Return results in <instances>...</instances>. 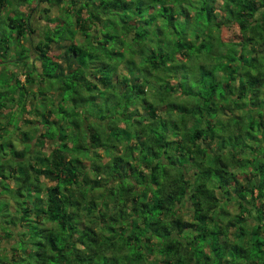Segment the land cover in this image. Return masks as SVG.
I'll list each match as a JSON object with an SVG mask.
<instances>
[{
  "label": "trees",
  "instance_id": "obj_1",
  "mask_svg": "<svg viewBox=\"0 0 264 264\" xmlns=\"http://www.w3.org/2000/svg\"><path fill=\"white\" fill-rule=\"evenodd\" d=\"M9 2L0 56L13 47L25 83L0 69V240L12 241L0 264H264V0H223L219 17L197 0H70L69 43L49 54L65 35L45 26L33 44L39 69L19 42L33 31L28 15L7 12ZM96 94L103 108L87 117ZM24 111L37 117L28 131L16 124Z\"/></svg>",
  "mask_w": 264,
  "mask_h": 264
},
{
  "label": "rangeland",
  "instance_id": "obj_2",
  "mask_svg": "<svg viewBox=\"0 0 264 264\" xmlns=\"http://www.w3.org/2000/svg\"><path fill=\"white\" fill-rule=\"evenodd\" d=\"M69 1L70 0H65V2H62L59 5H55L53 2H49V1H46V0H21V1H19V0H10V2L6 5L5 10L7 12H9L10 14H12L13 16H18V15H20V16H26V15H28L29 24H30L31 28L33 29V31H31L27 36L21 37L20 40H19L21 46H25V47L28 48V54H26L24 56V59H23L24 60V63L26 64V66H28V67L35 66L37 69H39V65H38L39 62L36 59L37 53L35 52V49L33 48V44L37 41V39L41 38L42 32H43L45 26H47V25H48L47 26L48 28H51L52 26H54L51 30H53L55 28V29H57V32L58 33L60 32L62 35L63 34L65 35V37H63L62 39H60L58 41L52 40L49 43L48 53L51 54V53H56L57 52L59 54H62V52H64L67 44L69 43V36H70L69 33L73 32V27L71 26V22L72 21H71V15H70V13L67 12V11H65V13L63 11L61 12V10H62V7H64L66 3H67V5H69L68 6L69 11L72 9L73 6L69 3ZM222 1L223 0H197V3L196 4L197 5L198 4H208V5L211 4V5H214V9L216 11L215 14H216L217 17H219L220 16L219 13L221 12L220 5H222ZM74 4L76 5V3H74ZM42 8H46L47 11H43ZM84 14H85L84 11H82V15H84ZM102 32H103L102 29H98L97 30V33H98V36H99V38H97V39L100 40V36H101V33ZM87 33L89 35L91 32L90 31H87ZM229 33H230L229 30L223 29L220 32V36L223 37V38H225V37L228 36ZM56 35L57 34H55V36ZM72 38H74L76 41H81L82 40V36L80 35V33L78 31H74V33L72 34ZM126 41L127 40H125V42ZM85 45L87 46L88 49H90L91 47H93L92 44H88L87 42L85 43ZM107 46H108V49L109 48L119 49L118 46H117V44L114 43V41L108 42V45ZM122 46H123V44H122ZM122 46H121V48H122ZM255 48H256V51L257 50H260L261 44L259 43L258 45H256ZM108 49H103L102 47L101 48H96L94 46L93 47V50L89 51V53L90 54H95V52H96L99 55H103L104 52L105 53L108 52ZM13 50H14L13 47L10 46L9 47L8 54L5 55V56H0V69H6V70L15 71L16 72V78L21 83H25L23 81L24 75H23L22 68L20 66H18V65H14L17 62V60L15 61V59H14L16 57V55L12 54V51ZM214 53H215V49L213 48L212 51L209 54L213 55ZM202 54H203V52H201V54H199V56L203 60V55ZM8 55H11V56H8ZM125 55L128 56L127 54H125ZM193 58H195V57H193ZM212 60H214V58H212ZM185 63H187V62H185ZM129 65L131 67H133L132 62H131V64L129 63ZM131 70H132V72L134 71V69H131ZM29 75H32V77H34V79H36V80H38L39 77H40L39 74L37 72H35V71H31ZM188 76H189V73H188ZM0 78H1L0 79V89H4L5 90V89L9 88L8 85H7V88L6 87L5 88L2 87L4 80H2L3 77H0ZM163 79L164 78H161V80H163ZM53 81H55V80L53 79ZM88 81H93V80H91L90 78L86 77V82L88 83ZM187 81L189 83L187 84L188 86H186L185 88L188 91H192V89H190V88L191 87L193 88L196 84L194 83V81H192V78L191 77H188L187 78ZM7 82H8V80H7ZM29 88H30V91H35L36 90V87H35V84L34 83L31 84L29 86ZM51 93H53V92H50L49 94H51ZM261 93L262 92L260 91L259 95ZM30 95H31V93L29 92L27 94V96L25 97V101H24V103H25V105H24L25 110L26 109L28 110L31 102H33V98ZM56 95H57V92H54V95L53 96L55 98H57ZM63 96H64V98H67L69 96V92H65V94ZM72 96H75V94L71 95V97ZM90 99H93V97L92 98L89 97V99H87L88 100L87 103H85L83 105V108H81V110H83L85 112L86 111L88 112V113H86L87 114L86 115L87 117L90 115V113H93L94 111H96V109L101 108L103 106L104 102H105L104 95L103 94H102V96H100L98 94L95 95V100H94L95 101V104ZM260 99H262L261 95H260ZM59 103L61 105L62 104L63 105H66V103H70V101L69 100H67V101L66 100L65 101L63 100L62 102L59 101ZM45 106L46 107H49L50 106L49 101H46ZM134 108L137 110V113H141V110H142L141 102L140 101L136 102V104H134ZM59 114L60 113H58L57 110L56 111L54 110L52 115L53 116H57ZM2 116H0V125H3L6 122L5 121V117H2ZM11 116L12 117L13 116L16 117V114L15 115H11ZM17 118L18 119H16V124L19 125V127L22 128V130L27 129V131H28L29 130V127H26V124H27V121L26 120H29V119L32 120L33 119V120L36 121V118L37 117L33 113L31 114V113H28L27 111H24L21 114L20 119H19V116H17ZM13 120H15V119H12L11 120L12 122H10L9 124H5L4 132L9 127V125H14L13 124ZM98 121L99 122L102 121L103 123L105 122V120H98ZM121 123L123 124L122 126L125 127L124 130H126L128 133L130 132L131 137H134L133 135H134V131L136 130V128L134 126H131L130 123L127 120H124L123 119V121ZM28 124L30 125V123H28ZM166 124H168V121L167 120H166ZM185 125L187 126L188 125V122ZM37 126H39V125L37 124ZM126 131H120V130H118L116 128L109 129V132L111 133L112 136H116V135L117 136H125V135H127L126 133H124ZM1 132H3L2 129H1ZM18 136L19 135L15 131L11 134L12 142L14 143V145L16 146V148H18L20 146V142H19V137ZM4 137H5V134H2L1 135V139H3ZM169 137H171V136H169ZM133 139L134 138H132V140ZM31 149L38 150L37 147H35V148L32 147ZM97 152H98L99 155L103 156V152L100 149H97ZM133 154H135V151H133ZM106 157L107 156L104 155V158H106ZM126 159L129 162H132V159L130 157L127 156ZM142 170L144 172H146V170H144V169H142ZM101 190L102 189H100V191ZM3 198L5 199V197H3ZM186 205H187V202L185 201L184 206L186 207ZM226 208L228 210H233L234 209L233 203L232 204L228 203L226 205ZM5 213L6 212H4L3 214H5ZM180 215L183 218H185V219H189V217H190L189 214H188V212H187V210H182L181 209ZM14 231H16V230H14ZM11 243H12V241H10V240L1 239L0 240V247L3 246V245L9 247ZM244 264H247V262H244Z\"/></svg>",
  "mask_w": 264,
  "mask_h": 264
}]
</instances>
